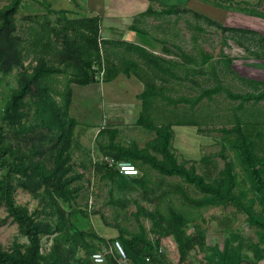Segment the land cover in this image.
Instances as JSON below:
<instances>
[{
    "label": "trees",
    "instance_id": "1",
    "mask_svg": "<svg viewBox=\"0 0 264 264\" xmlns=\"http://www.w3.org/2000/svg\"><path fill=\"white\" fill-rule=\"evenodd\" d=\"M31 1H37L40 11L23 17L20 25L17 16L25 8L23 0H11L0 8V86L12 78L16 84L9 89L0 112V207L26 239L24 244L17 239L9 249L0 245V264H95L92 256L98 252L104 253L102 264H124L110 248L115 242H120L126 252L125 264L264 262V112L255 109L239 114L246 105L264 104V83L240 78L223 52L232 40L256 59L264 60V36L253 30L226 28L180 4L182 0H146L159 8L149 6L133 17L128 32L140 36L137 45L125 39H103L99 15L69 19L66 10L55 9L48 0ZM69 2L77 10L85 9L76 5V0ZM241 4L217 6L264 19L260 4ZM201 23L214 31L204 29ZM184 27L193 53L175 43L172 47L176 53L172 52L169 39L179 36L183 43ZM206 33L218 37L216 49L208 46ZM159 47L164 55L172 54L180 61L153 53ZM98 74L104 83L125 76L143 85L135 124L155 135L140 147L135 142L121 144L117 129L100 130L97 138L107 137V142L98 140L96 155L109 159V164L95 161L96 155L82 150L76 139L77 121L70 116L73 86H92ZM57 77L66 81L62 92L54 87ZM233 82L247 91H234ZM178 87L195 94L175 98ZM220 96L238 105L232 115L233 127L213 131L230 142L251 197L241 189L234 163L225 150L218 155L223 169L212 178L181 161L173 148L174 127L201 130L207 126L213 116L206 114L210 108L204 109ZM119 163L134 165L139 176L123 177ZM152 172L160 176L159 183L151 180ZM168 179H178L179 183L169 184ZM94 182L109 187L112 198L108 204L124 209L116 220L133 219L135 232L118 223V236L105 239L93 228L76 227L77 216L105 220L100 208L92 210L86 203L90 211L86 212L79 206V199L88 202ZM161 185L169 188L157 195ZM18 191L27 192L38 203L34 211L17 203ZM130 193L135 197L128 199ZM212 208H233L243 214L248 227L255 231L256 243L225 219L220 222L226 235L223 244L208 245L207 230L198 219L202 210ZM144 221L150 223L148 231ZM44 238L52 242L46 250ZM168 240L176 245L174 261L164 252Z\"/></svg>",
    "mask_w": 264,
    "mask_h": 264
},
{
    "label": "rangeland",
    "instance_id": "2",
    "mask_svg": "<svg viewBox=\"0 0 264 264\" xmlns=\"http://www.w3.org/2000/svg\"><path fill=\"white\" fill-rule=\"evenodd\" d=\"M10 1L11 0H0V8L7 5ZM23 1L25 3V8H23L17 16L18 25L22 23L23 17L32 15L33 13L36 14L40 11L38 9L39 6H37V1ZM49 1L55 9L66 10L69 19L94 15L101 16L103 19L101 29V36L103 39L110 36V33L107 31L112 28L121 35L127 33L128 27L133 23V17L143 13L149 6H153L154 9L159 8L156 3L150 4V2H147L146 0H106V3L105 0H97V3H95V1L91 3L90 0H88V2L85 0H76V5L84 6L85 9L82 11L77 10L76 7H72L69 0ZM160 1L165 3L164 0ZM183 1H186V3H183ZM208 1L213 2L216 6L206 3L205 0H182L180 4H186L188 8L198 14L221 22V25L226 28L253 30L264 36V19L245 16L217 6L218 4L223 6H235L239 3L240 5H243L241 3L247 2L251 6L260 4L259 10L264 12V0ZM32 3H35L34 5L36 6H33ZM125 13L127 14L126 16L124 15ZM191 21H193V19H191ZM201 25L206 30L214 31L213 27H208L204 23H201ZM183 36L185 38L183 43L180 42L179 36H173L170 39L168 38L172 43V45H168V47L172 52H175L172 47L175 43L188 53H193L192 44L189 41V35L187 34L185 27ZM204 37L207 39L208 46L211 49H216L219 46L217 36L206 33L204 34ZM125 40L127 41L128 39ZM138 43L140 44L141 40L138 41ZM223 52L226 57H229L232 60V69L240 78L247 81L264 83V60L256 59L244 49L240 48L232 40L228 41V45L224 48ZM153 53L163 56L168 60L180 61L178 57L172 56V54L164 55L160 47L159 49H155ZM65 84L66 81L63 77L55 78L54 87L58 91L62 92ZM14 87H16V84L13 78L3 82L0 86V112L5 105L9 89ZM231 88L234 91L241 93L247 91V89H245L246 87L238 82H233ZM143 89V85L135 78L121 76L111 83H104L101 74L96 75V83L92 86H73V100L70 108V116L77 121L76 139L82 150L86 152L91 151L92 154L96 155V144L98 143V140L100 143L107 142V137L101 139H99V137L97 138L99 131L102 129H117L119 131L118 141L123 145H130L135 142L140 147H144L146 142L153 139L155 136L153 133L148 132L142 127H138L135 124L140 110L139 106L141 105L139 97L142 94ZM194 94V92H191L184 87H178L173 93V97L178 98L179 96L184 95L194 96ZM237 105L238 104L231 103L224 99V96L216 98L213 104L204 109L206 110L210 108V110L206 111V114L213 116V120L209 119L207 121V126L203 125L201 130H198V128L195 127H174L175 137L173 140V148L181 161L187 162L188 165H195L199 173H207L212 178L217 177L219 172L223 169L224 163L218 155L222 150H225L226 154L234 163L237 180L241 189H244L247 192L249 187L245 181V175L242 171L238 156L231 148L230 142L225 140L220 133L213 131L214 129H230L233 127L234 124L232 122H234V118L232 115ZM255 109L263 110L264 112V104H259L257 107H252L251 104L246 105L244 111H241L239 114L243 115L245 110L249 113L254 112ZM262 133L264 134V128H262ZM257 141L263 143L264 139L263 141L257 139ZM95 158L98 159L97 155ZM150 178L155 183L160 182V176L155 172L151 173ZM166 181H168L169 184L179 183L178 179H168ZM244 182H246V184ZM168 188L169 185H161V188L156 190V194L158 195L161 191H166ZM96 192H98V194L94 195ZM86 193L87 192L85 191L84 194L86 195ZM190 194L193 197L197 196L193 190L190 191ZM89 195L88 202L84 199H79V206H81V209L86 212H90L88 211V208L85 207L86 203L90 205L92 210L100 208L105 220L101 221L100 218L95 216L89 217L88 219L77 216V219L75 218V220L77 223L76 227L79 230L93 228L105 239L116 238L118 236V229L116 227L118 223L121 228H125L129 232H135L137 230V224L133 219L124 220L123 217L118 221L116 220L117 213H123L124 209L119 206L108 204L112 196L109 193V187L107 185L94 182L93 189H90ZM248 195L251 197L249 191ZM134 197V193L128 194V199ZM174 202L178 206L181 205L177 198H174ZM17 203L22 206H28L30 211H34L38 206V203L32 200L30 195L24 191H18ZM132 208L133 205H130L129 210ZM225 219L231 223V227L234 230L239 231L245 238H250L252 242L256 243L255 231L248 227L243 214L236 212L233 208H212L202 210L201 218L198 219V223L207 230L208 245L214 246L216 244H223L226 235L221 230L220 222ZM104 221H106V223ZM144 225L148 231L150 223L144 221ZM192 231L193 228H190V232ZM17 239H19L21 244L26 243V239L19 234L17 224L13 223L12 218L8 217L5 208L0 207V245L5 249H9ZM51 243V240L44 238L43 248L45 250L48 249L51 246ZM114 246L115 245L111 244L110 248L113 249ZM122 247L123 246H121V248ZM103 251L105 252L106 250L103 249ZM164 252L168 255L171 261H174L176 254L175 243L171 240L165 241ZM125 257L127 259L126 252ZM196 260L201 263L200 258L196 257ZM123 263L125 264V262ZM260 264H264V262Z\"/></svg>",
    "mask_w": 264,
    "mask_h": 264
},
{
    "label": "built area",
    "instance_id": "3",
    "mask_svg": "<svg viewBox=\"0 0 264 264\" xmlns=\"http://www.w3.org/2000/svg\"><path fill=\"white\" fill-rule=\"evenodd\" d=\"M95 161H99V163H112L109 159L107 158H99ZM117 167L119 169V174L122 175L123 177H136L139 176L140 172L139 170L132 164L130 163H119L117 164ZM114 248L117 251L118 255L121 257L123 262H126V257H125V252L123 250V247L121 248V243L120 242H115L114 243ZM121 245V246H120ZM92 260L95 264H102L104 262V253L98 252L92 256Z\"/></svg>",
    "mask_w": 264,
    "mask_h": 264
},
{
    "label": "crops",
    "instance_id": "4",
    "mask_svg": "<svg viewBox=\"0 0 264 264\" xmlns=\"http://www.w3.org/2000/svg\"><path fill=\"white\" fill-rule=\"evenodd\" d=\"M49 1V0H48ZM86 2H88V0H85ZM91 3H93L95 1V3H97L98 1L97 0H90ZM108 1V0H107ZM50 2V1H49ZM51 3V2H50ZM105 3H106V0H105ZM104 3V5H105ZM97 6V4H96ZM107 8V7H106ZM95 14V13H94ZM125 16L127 15L126 13L124 14ZM131 15V14H129ZM109 17V16H108ZM110 18V17H109ZM130 27V26H129ZM128 27V28H129ZM108 33H110V36L105 38V39H111V40H118V41H121L123 39H128L127 41L128 42H131V43H134V44H139L138 41H140V37L139 35L137 34H130L129 32L125 33V34H119L115 29H109V31H107Z\"/></svg>",
    "mask_w": 264,
    "mask_h": 264
}]
</instances>
